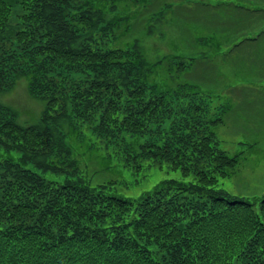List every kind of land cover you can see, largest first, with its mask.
I'll return each mask as SVG.
<instances>
[{
	"label": "trees",
	"instance_id": "obj_1",
	"mask_svg": "<svg viewBox=\"0 0 264 264\" xmlns=\"http://www.w3.org/2000/svg\"><path fill=\"white\" fill-rule=\"evenodd\" d=\"M120 1L17 0L14 9L0 0V91L25 76L45 102L35 121H20L0 101V264H264V193L249 199L219 185L243 155L221 146L215 130L237 110L230 98L242 107L264 93V9L150 0L161 7L144 21L148 34L176 9L192 17V4L202 22H237L222 12L242 9L249 25L222 27L233 29L222 43L218 30L182 20L191 40L181 34L153 60L139 36L121 40L135 29L130 16L108 17ZM248 43L260 59L250 70L238 55ZM221 64H236V75L212 110L216 84L177 75L221 73ZM99 147H114L125 165L167 161L191 178H163L137 197L111 192L113 180L89 175Z\"/></svg>",
	"mask_w": 264,
	"mask_h": 264
},
{
	"label": "rangeland",
	"instance_id": "obj_2",
	"mask_svg": "<svg viewBox=\"0 0 264 264\" xmlns=\"http://www.w3.org/2000/svg\"><path fill=\"white\" fill-rule=\"evenodd\" d=\"M7 1L13 4L14 9L18 8L17 0ZM145 1L148 2L137 3L133 0L120 1L116 3V9L114 11H109L107 15L108 17L113 14L117 16L125 15V17L130 16V20H128L127 25L129 24L128 26L135 27V29L134 31L131 30L132 32L130 30L127 33L125 32L121 40L125 42L131 40L132 35L139 36L146 54L153 60L157 58L159 54L168 52L170 50L169 42L177 41L178 38L181 37V34L186 36L188 41L191 40L192 37L185 34V28L183 27L184 20H188L189 25L201 33L218 30L216 32L217 35L214 36H216L222 43L229 41L233 30L223 32L220 31L223 29L222 27L229 29L231 27H235L236 24L241 25L240 27L249 26L247 25V21L244 23L241 22L243 20L241 16L242 9L237 10L233 16L230 15L228 11L222 12L227 17L234 18L233 20H237V22H228L225 16H219L217 17V20L219 19V21L215 24V22H211L210 20L202 22L201 19H198L201 9L197 8L195 4H192L193 9L190 10L192 12V17L186 19L184 16L179 14L178 9H176L174 10L175 13H171L168 16V19H163L154 26V29H156L155 33L148 34L142 27L144 21H146L147 17L149 18L151 16V12L157 11L161 6L160 4H157V2L152 4L150 0ZM171 1H178L179 3L182 2V0ZM194 1H204L210 3L226 1L243 4L250 8L264 9V0ZM173 17H176L179 22L169 21V19L173 20ZM261 23L264 27V17L261 19ZM204 26L208 27V31L203 32ZM163 32L164 37H162ZM229 34L230 37L228 38L227 36ZM252 50H254L253 44L248 43L243 44L238 52L239 58L249 59L244 66V69L246 70H250L252 67L258 66L257 63H260V59H256ZM235 66L236 64H221L218 68L221 73L213 68H207L208 71H201V69L189 70L190 72L185 71L178 74L177 80L180 82L203 80V85L207 84L206 81H210L220 86L210 85V88L217 91V96H214V98L209 101L211 109L215 110L216 105L222 102V97H228V94L226 95L220 89L228 86V81L235 77L236 73L234 74L233 70ZM262 73H264V71ZM201 75H203V77H200ZM29 91L30 90H28L27 87V77L25 76L18 77L11 88L0 91V101L14 107L17 112H19L18 118L20 121H35L39 115L42 114L41 110L43 109L45 102H43L40 98H35ZM228 102L232 105V108L235 103L237 110L235 112H229L225 116L224 123L217 125L215 130L221 146H223L229 153L242 151L243 157L237 165L234 173L221 178L219 185L225 187L234 195L253 199L264 193V93L263 95H257L252 100L244 102L242 107L240 106L241 101H235L230 98ZM75 140L76 144L80 143L78 136ZM251 141L254 144L250 145L249 143ZM91 156L92 160L88 163V166L92 182L98 183L113 180V182L109 184L108 190L124 196L137 197L144 190L151 189L155 183L163 178H191L183 177L178 169H171L167 161H151L149 163H147L148 161H145L144 165L139 169L125 165L123 158L114 147H99L97 152L94 151ZM45 175L53 177V174L49 172L45 173Z\"/></svg>",
	"mask_w": 264,
	"mask_h": 264
}]
</instances>
